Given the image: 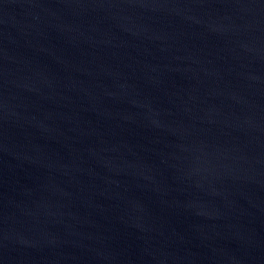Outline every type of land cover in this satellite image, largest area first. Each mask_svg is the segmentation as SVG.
<instances>
[{
  "label": "water",
  "instance_id": "1",
  "mask_svg": "<svg viewBox=\"0 0 264 264\" xmlns=\"http://www.w3.org/2000/svg\"><path fill=\"white\" fill-rule=\"evenodd\" d=\"M0 264H264V0H0Z\"/></svg>",
  "mask_w": 264,
  "mask_h": 264
}]
</instances>
